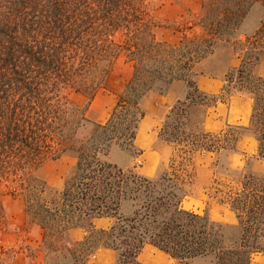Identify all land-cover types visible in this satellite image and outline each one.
Masks as SVG:
<instances>
[{"label": "trees", "instance_id": "trees-1", "mask_svg": "<svg viewBox=\"0 0 264 264\" xmlns=\"http://www.w3.org/2000/svg\"><path fill=\"white\" fill-rule=\"evenodd\" d=\"M149 1L0 0V191L21 195L47 264H88L98 249L114 252L115 264H143L139 254L146 245L176 264L202 257L255 264L254 256H264V172L249 170L226 191L215 190L236 219L237 235L226 237L221 225L183 207V186L192 178L184 163L150 178L102 157L113 146L135 148L144 101L182 85L184 96L173 101L167 118H186L190 108H213L232 93H249L248 129L258 142L256 159L264 162V78L254 73L264 60V11L246 29L264 0H201L177 44L157 39ZM221 46H230L240 62L220 93L208 94L199 89L193 66ZM120 54L131 66L129 80L109 119L77 138L88 109L72 105L65 90L91 97ZM239 135L225 141L221 133L201 132L190 145L236 150ZM64 154L75 156V166L59 189L49 190L38 171ZM5 225L0 201V230ZM73 229L83 230L82 240L69 237ZM0 264H10L3 249Z\"/></svg>", "mask_w": 264, "mask_h": 264}, {"label": "rangeland", "instance_id": "rangeland-1", "mask_svg": "<svg viewBox=\"0 0 264 264\" xmlns=\"http://www.w3.org/2000/svg\"><path fill=\"white\" fill-rule=\"evenodd\" d=\"M200 4L201 0H150L149 10L157 25L154 29L157 39L169 44H177L185 27L194 23L195 17L200 12ZM263 11L259 7L253 10L246 27L248 31L256 25ZM115 41L122 42L120 35L115 37ZM201 68V64L193 66L196 80ZM131 72L130 64L125 61L124 55L120 54L116 57L104 82L91 97L75 89L65 90L64 96L72 105L88 109L87 122L79 130L77 138L86 135L95 123H105L109 119ZM199 89L203 90L201 87ZM184 93L185 88L182 85H174L167 100L159 96L163 94L155 92L144 101L142 108L145 115L138 125V138L145 142L149 137H153V146L140 148L136 142L135 148L128 150L113 146L108 155L102 159L124 171L131 170L143 175L147 157L152 154L156 159L150 178H156L162 172L169 171L171 167L182 168L179 163H184V168L192 178L183 186L186 192L182 202L183 207L201 216H207L211 221L221 225L224 236H236L238 229L234 213L226 205L219 203L222 195L215 194V190L222 188L226 191L225 187L236 182L240 174L249 170L264 172V167L255 162L256 156L255 158L244 156L237 145L236 150L227 148L219 151H205L198 146H191L197 133H221V139L226 141L231 136L240 134V138L250 131L235 129L237 127L216 129L211 121L212 108L193 107L187 111L186 118H167L171 116L173 101L176 98H183ZM205 93L211 94L207 91ZM239 160L243 163L240 164ZM75 162L76 158L73 154H64L54 159L48 158L38 173L49 190H56L71 173ZM0 201L6 219L5 227L0 230V249L8 252V262L10 264H47L38 230L28 222L21 195L0 191ZM74 236L81 239L84 234L78 230ZM115 260L114 252L98 249L89 257L88 264H115ZM139 260L143 264H176L175 261L149 245L142 249ZM257 261L254 259L253 263ZM258 263L264 264V256H261V262ZM189 264H214V261L211 257H202L193 259Z\"/></svg>", "mask_w": 264, "mask_h": 264}, {"label": "crops", "instance_id": "crops-1", "mask_svg": "<svg viewBox=\"0 0 264 264\" xmlns=\"http://www.w3.org/2000/svg\"><path fill=\"white\" fill-rule=\"evenodd\" d=\"M239 62V58L230 46H223L216 49L211 55L201 59L196 63V65H202V68L197 76L198 87L203 88V90L201 89L202 91L206 90L211 94L219 93L225 84L226 74L233 68H236L239 65ZM254 73L257 76L264 78V60L255 67ZM159 96L167 100L169 94ZM212 112L213 119L211 118V121L216 129L230 126L239 127L246 130L249 127L253 112L252 96L249 93L245 92L232 93L226 101L218 102L215 107L212 108ZM135 142L139 145L140 148L151 147L154 144V139L153 137H149V139H147V141L145 142H143L142 140L140 141L137 133ZM237 148L241 150L244 156L255 158L258 150V142L251 134V132L247 131L243 136L239 138ZM233 157L234 156H232V158ZM147 159L148 160L146 161L145 167H143V176L149 177L156 158L154 155L150 154ZM255 162L264 167V162L258 160H255ZM239 163L242 164L243 162L239 160ZM97 224L102 226L104 224V221L98 220ZM78 230H81L83 232L82 229H73L69 233V237L74 241H80L83 239V236L81 239H78L74 236V234ZM157 251L168 257V255H166L165 253L159 250ZM254 259L258 260L255 264H261L258 263L261 262L260 255L254 256L253 260Z\"/></svg>", "mask_w": 264, "mask_h": 264}]
</instances>
